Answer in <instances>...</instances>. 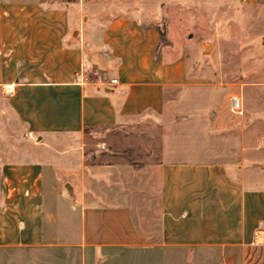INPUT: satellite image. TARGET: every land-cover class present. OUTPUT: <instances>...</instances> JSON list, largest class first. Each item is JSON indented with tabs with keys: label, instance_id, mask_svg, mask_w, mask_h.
Masks as SVG:
<instances>
[{
	"label": "crops",
	"instance_id": "crops-1",
	"mask_svg": "<svg viewBox=\"0 0 264 264\" xmlns=\"http://www.w3.org/2000/svg\"><path fill=\"white\" fill-rule=\"evenodd\" d=\"M149 2L0 0L1 113L48 147L127 123L158 139L156 161L90 173L9 159L0 132V264H264V172L223 112L231 83L161 41Z\"/></svg>",
	"mask_w": 264,
	"mask_h": 264
},
{
	"label": "rangeland",
	"instance_id": "rangeland-1",
	"mask_svg": "<svg viewBox=\"0 0 264 264\" xmlns=\"http://www.w3.org/2000/svg\"><path fill=\"white\" fill-rule=\"evenodd\" d=\"M146 1L135 0L140 5ZM149 3L150 10L157 13L164 41L184 46L200 75L209 76L219 86L231 83L230 92L239 97L240 110L233 113L224 105L223 112L246 130L248 165L264 172V3L256 8L244 7L239 0ZM0 114L2 154L12 160L44 161L52 154L70 153L80 157L90 173L95 167L100 171L120 165L140 169L157 160V130L153 125L90 128L77 136L55 137V146L48 147L41 137L28 135L13 116ZM260 182L264 184V178Z\"/></svg>",
	"mask_w": 264,
	"mask_h": 264
},
{
	"label": "built area",
	"instance_id": "built-area-1",
	"mask_svg": "<svg viewBox=\"0 0 264 264\" xmlns=\"http://www.w3.org/2000/svg\"><path fill=\"white\" fill-rule=\"evenodd\" d=\"M111 83H115L116 79L112 78ZM228 108L231 112H239L240 110V99L237 95H231L228 99Z\"/></svg>",
	"mask_w": 264,
	"mask_h": 264
},
{
	"label": "trees",
	"instance_id": "trees-1",
	"mask_svg": "<svg viewBox=\"0 0 264 264\" xmlns=\"http://www.w3.org/2000/svg\"><path fill=\"white\" fill-rule=\"evenodd\" d=\"M164 39H165V38H164V35H163V30L160 29V40H161V41H164ZM86 129H90V128H89V127H85L84 130H86Z\"/></svg>",
	"mask_w": 264,
	"mask_h": 264
}]
</instances>
